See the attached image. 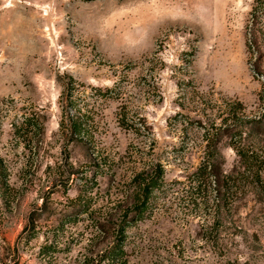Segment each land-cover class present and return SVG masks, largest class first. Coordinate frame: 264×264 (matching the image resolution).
I'll return each mask as SVG.
<instances>
[{"label":"rangeland","instance_id":"obj_1","mask_svg":"<svg viewBox=\"0 0 264 264\" xmlns=\"http://www.w3.org/2000/svg\"><path fill=\"white\" fill-rule=\"evenodd\" d=\"M254 7L261 37L256 0H0V264H264V126L217 130L264 117ZM154 167L145 206L110 220Z\"/></svg>","mask_w":264,"mask_h":264},{"label":"trees","instance_id":"obj_2","mask_svg":"<svg viewBox=\"0 0 264 264\" xmlns=\"http://www.w3.org/2000/svg\"><path fill=\"white\" fill-rule=\"evenodd\" d=\"M264 0H256V5L260 10L264 8ZM257 12V7H254L253 12L251 14L252 19L250 23L248 22L246 29L248 30V33L252 42H249L250 48L253 50L256 49V57H254V62L252 64V70L254 75L256 77L261 78L263 81V90L262 93L260 94V101H264V63H263V53L262 49L260 50L259 48V42L262 40V43H264V34L259 36V31H258V23H259V17L256 15ZM71 97L70 95H66L63 101L62 105V118L60 121V128L64 131L67 130V127L70 126L69 123L71 122L70 118V112H71ZM79 113V112H78ZM235 112H231L230 114H234ZM80 117L76 118V121L73 122L72 124V134L75 136V138L80 141L84 142L85 145H88L87 139L83 136V130H82V121L81 119L83 116L78 115ZM263 115H258L254 116L253 119H251L249 122H241V123H234V124H227L226 119H223L221 123H219V128L217 129L218 131H223V132H230L233 134L234 138L236 140H241L244 139L243 135L249 136V134L254 131V129L261 131L263 126H264V117ZM216 130V129H215ZM209 131H206L205 134H208ZM240 144V141L239 143ZM234 150L236 152V155L239 156L240 159L242 160V165L239 169L242 173V175H245L247 178H257L259 179L260 173L258 170L253 169L255 166V162L252 161V157H246L245 155L253 156L254 153L253 151L249 152L248 148H244L243 146L239 145L237 147H234ZM205 154L203 157V171L207 172L209 176H213L216 179L220 181L222 179L223 181H228L229 178H231V174H226L222 170V166L220 162H216L214 159V155L218 154L216 151V148H212L207 145L206 150H204ZM220 157L221 155L218 154ZM245 159V160H244ZM244 163V164H243ZM256 167V166H255ZM159 170L154 167L153 169H150L146 171H142L141 173H137L134 175L132 183H133V188L134 190L129 193V190L127 189L125 191V195H123V203L126 204V208L122 211H115L114 214L110 213L109 219H113L115 216L117 217V220H119L120 225L122 223L127 222V213L129 211H139L142 209L145 204H146V198L150 194L151 190L154 188V185L156 184L157 177L159 175ZM154 176V177H153ZM221 188V187H220ZM223 188V187H222ZM222 191H224V196L226 193V189L223 188ZM222 193V194H223ZM121 204V202H120Z\"/></svg>","mask_w":264,"mask_h":264}]
</instances>
